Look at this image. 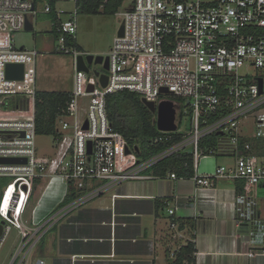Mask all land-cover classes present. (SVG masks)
<instances>
[{"label":"built area","instance_id":"2783aa9c","mask_svg":"<svg viewBox=\"0 0 264 264\" xmlns=\"http://www.w3.org/2000/svg\"><path fill=\"white\" fill-rule=\"evenodd\" d=\"M58 1L73 4V10L58 9ZM77 1L57 0L53 8L45 0H0V159L25 161L0 162V251L10 231H17L7 264H31L46 232L111 188L161 179L146 172L177 152L186 151L192 158L194 201L213 190L217 180L264 192V0H133L119 14L123 35H116L103 55L108 69L97 65L99 69L85 73L75 68L70 99L57 120L56 135L51 136L52 153L38 155L34 109L38 54L34 49H17L13 37L24 31L26 20L33 26L39 12L53 13L49 32L54 52L76 62L82 53L68 43L75 42ZM8 64L24 66L21 81L6 77ZM243 69L247 71L241 74ZM96 71L106 75L105 87ZM161 89L168 93H160ZM121 91L137 93L155 105L172 101L177 129L158 131L150 145L169 142L174 133L181 140L138 161L107 117L106 96ZM186 120L189 128L181 133L179 125ZM210 136H215L214 142L203 143ZM219 156L230 162L211 171L201 168L203 161ZM165 178L183 180L171 173ZM70 195L72 200L62 208ZM246 201L242 218L259 219L252 199ZM247 206L253 211L245 215ZM177 209L175 205L166 210L174 245L170 258L189 240L174 221ZM252 235L251 247L243 255L248 260L264 259V228ZM33 264L45 263L38 259Z\"/></svg>","mask_w":264,"mask_h":264},{"label":"crops","instance_id":"0c3cea01","mask_svg":"<svg viewBox=\"0 0 264 264\" xmlns=\"http://www.w3.org/2000/svg\"><path fill=\"white\" fill-rule=\"evenodd\" d=\"M244 188L235 183L233 196L235 200L239 197L238 204L232 200L222 205L221 209L230 213L227 221L215 209V188L194 201L191 180L120 184L58 221L34 249L31 264L38 259L45 264H169L174 245L166 210L175 205V219L195 223L191 238L195 264H264V259L244 257L251 245L244 248L236 232L247 227L238 220L247 202L242 196L248 188ZM113 195L116 198L112 199ZM243 240L249 243L248 238Z\"/></svg>","mask_w":264,"mask_h":264},{"label":"rangeland","instance_id":"374dc122","mask_svg":"<svg viewBox=\"0 0 264 264\" xmlns=\"http://www.w3.org/2000/svg\"><path fill=\"white\" fill-rule=\"evenodd\" d=\"M133 2V0H124L118 13L115 15H105L102 13L96 15H87L78 13L77 15V31L75 35V42L73 44L79 47V50L84 55H105L112 47L114 38L122 23L123 13ZM42 6L38 7L41 11ZM58 9H64L66 11L73 10V4L67 1H58ZM33 30L31 32L21 31L14 34V45L17 49H34L38 56L35 60L34 72L36 80L37 91H70L72 89V74L75 70V60L72 56L57 54L54 52V41L50 30V21L47 15L39 14L33 19ZM91 71L99 69L98 66L89 65ZM247 70H241V74ZM251 73H255L254 69H250ZM164 99H170L169 96H162ZM179 122V118H176ZM178 128L179 132L185 133L189 128V122L180 124ZM35 145L38 155L46 157L52 153L53 141L51 136H37L35 139ZM230 162V159L226 157H216L215 159H209L201 163V168L211 171L215 165H225ZM98 186L99 183H94ZM245 187V186H244ZM235 183L228 180H217L215 182V209L222 213L224 220H230V213H227L225 209H221L223 204L228 202L237 203L238 198L235 200L233 191ZM247 188V187H245ZM244 188V189H245ZM110 196V195H108ZM243 198L250 197L255 204V209L260 215L259 219L253 222L246 221L245 219L238 218L239 222L243 225H247L238 229L237 235L241 238V245L244 248L250 247L249 243L244 242L243 239L250 238L252 234L257 233L258 229L264 228V192L258 188H249L244 192ZM37 199V198H36ZM36 199L33 200L29 207H33L36 203ZM70 203V202H68ZM68 203L63 204L64 208ZM61 208H59L60 210ZM57 223L48 231L52 232V229ZM17 231L12 229L8 234V237L0 251V264H7L11 255V250L14 247ZM237 264H244L239 261Z\"/></svg>","mask_w":264,"mask_h":264},{"label":"trees","instance_id":"16d2710c","mask_svg":"<svg viewBox=\"0 0 264 264\" xmlns=\"http://www.w3.org/2000/svg\"><path fill=\"white\" fill-rule=\"evenodd\" d=\"M42 0H35L40 2ZM53 8L57 0H45ZM124 0H78V13L96 15H115L118 13ZM50 20L55 15H48ZM79 53V47L68 43ZM70 99L69 92L36 91L35 93V134L36 136H55L57 120L63 115V111ZM106 112L109 123L126 141L138 161H144L168 148L171 144L181 140V135L170 134V141L156 145H150V141L160 133L156 129L155 115L152 114L142 103L141 96L129 91L116 92L106 96ZM23 106V105H22ZM215 136H210L203 143L214 142ZM154 177L164 179L171 173L177 179L190 180L193 177L192 158L186 151L177 152L151 167L147 172ZM239 183H236V185ZM238 190V187H237ZM73 195L67 197L64 204L72 200ZM180 230H185L189 240L182 245L170 259L169 264H195V247L191 240L195 223L192 220L174 219Z\"/></svg>","mask_w":264,"mask_h":264},{"label":"water","instance_id":"95a60500","mask_svg":"<svg viewBox=\"0 0 264 264\" xmlns=\"http://www.w3.org/2000/svg\"><path fill=\"white\" fill-rule=\"evenodd\" d=\"M33 30L32 24L26 20L25 21V27L24 31L31 32ZM117 36L123 35V25L120 24V27L117 31ZM76 70L82 71L85 73L89 72V65H103L102 69L106 71L108 69V58H103V55H79L76 58ZM6 77L10 80H18L21 81L24 76V66L22 64H8L6 66ZM96 76L100 79V84L102 87L106 86L107 77L105 74H99V72L94 73ZM92 86L88 87V91H92ZM160 93L167 94L168 91L166 89H161ZM141 103L152 113L155 115V124L156 129L158 131L162 132H174L177 129V126L175 124V118H176V111L174 108V104L170 100H163L158 105H155L154 102H150L145 100L144 98L141 99ZM86 128V126L84 127ZM125 153L129 154L130 150L125 149ZM1 163H19V162H25L23 159H0ZM253 211V208L250 206H247L244 209V214L248 215ZM2 233V224L0 223V236Z\"/></svg>","mask_w":264,"mask_h":264}]
</instances>
